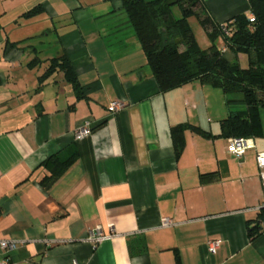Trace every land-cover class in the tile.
<instances>
[{
	"label": "crops",
	"instance_id": "1",
	"mask_svg": "<svg viewBox=\"0 0 264 264\" xmlns=\"http://www.w3.org/2000/svg\"><path fill=\"white\" fill-rule=\"evenodd\" d=\"M203 2L216 23L250 15L249 0ZM202 30L207 49L210 28ZM214 42L223 47L221 36ZM61 55L81 96L62 70L40 78ZM223 56L235 59L227 49ZM114 100L125 106L110 113ZM244 108L241 95L199 79L160 91L122 0H0V240L18 243L0 249V260L264 264V230L247 233L264 208L255 160L264 109L262 135L242 157L220 135L221 120ZM86 119L92 132L75 140ZM179 124L208 134L186 129L177 149L171 128ZM72 151L73 162L45 186L46 160ZM96 228L110 236L95 244L88 233Z\"/></svg>",
	"mask_w": 264,
	"mask_h": 264
},
{
	"label": "trees",
	"instance_id": "2",
	"mask_svg": "<svg viewBox=\"0 0 264 264\" xmlns=\"http://www.w3.org/2000/svg\"><path fill=\"white\" fill-rule=\"evenodd\" d=\"M124 11L142 47L153 77L160 91L181 86L193 79L220 87L225 94L241 95L244 110L233 111L221 120L220 135L225 138L262 135L261 110L264 109V0H249L250 15L238 14L226 22L216 23L210 17L203 0H122ZM180 9V17L172 15V8ZM34 8L26 16L38 13ZM195 16L200 25L210 28L208 36L211 45L199 47L189 25L188 18ZM227 32H224L222 28ZM221 36L223 47L231 51L235 59L227 60L222 48L214 39ZM182 47V49H181ZM245 55L247 66L240 65L238 55ZM55 70H62L66 79L73 83L77 94L82 89L65 55L52 58L41 79ZM207 135L196 126L179 124L171 128L175 147L181 148L183 132L186 129ZM76 157L57 154L46 163L52 165L51 174L42 180L48 186ZM264 208L255 219L248 221L247 233L250 239L256 237L264 226Z\"/></svg>",
	"mask_w": 264,
	"mask_h": 264
},
{
	"label": "built area",
	"instance_id": "3",
	"mask_svg": "<svg viewBox=\"0 0 264 264\" xmlns=\"http://www.w3.org/2000/svg\"><path fill=\"white\" fill-rule=\"evenodd\" d=\"M222 29L224 32H227V30L224 27ZM223 50H226V48L223 47L222 52ZM124 106L125 104L123 102L114 100L109 103L108 109L110 113H114L122 109ZM93 126H94L93 122L90 119H86L81 126L75 129L74 131L75 140L88 136L92 132ZM253 147H254L253 138L230 137L227 139L228 152L238 158L242 157V155L245 153L247 149ZM255 160L259 168L258 174L262 185V196H264V152H257L255 155ZM161 224L162 226L170 225L171 224L170 218L167 217L162 218ZM108 236H110V234H104L100 228L90 230L88 233V239H90L95 244ZM17 244H18L17 241L13 239H2L0 240V249L4 253H8L13 249H15L17 247ZM219 244H220L219 239L210 240L208 242V250L210 252H214L215 249L219 246ZM0 264H15V263L8 262L6 259H1Z\"/></svg>",
	"mask_w": 264,
	"mask_h": 264
},
{
	"label": "rangeland",
	"instance_id": "4",
	"mask_svg": "<svg viewBox=\"0 0 264 264\" xmlns=\"http://www.w3.org/2000/svg\"><path fill=\"white\" fill-rule=\"evenodd\" d=\"M180 9L177 7V6H174L173 7V15L175 17H179L180 16ZM188 22L190 24V27L194 33V35L196 36V39L198 41V44L201 48H204L207 46V42H208V39L205 35V32L202 30V27L200 25V23L198 22L197 18L193 15V16H190L188 18ZM182 49V47H181ZM242 56V60L239 61L240 65L243 66V67H246L247 66V59L245 57V55H241Z\"/></svg>",
	"mask_w": 264,
	"mask_h": 264
}]
</instances>
